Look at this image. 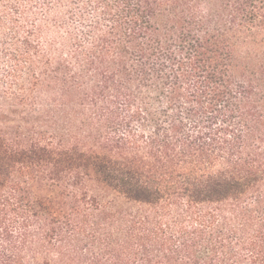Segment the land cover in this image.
<instances>
[{"label": "trees", "instance_id": "16d2710c", "mask_svg": "<svg viewBox=\"0 0 264 264\" xmlns=\"http://www.w3.org/2000/svg\"><path fill=\"white\" fill-rule=\"evenodd\" d=\"M0 264H264V0H0Z\"/></svg>", "mask_w": 264, "mask_h": 264}]
</instances>
